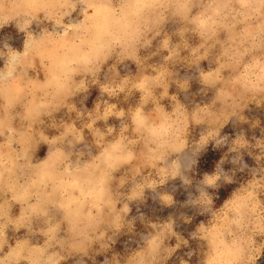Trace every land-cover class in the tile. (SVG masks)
Wrapping results in <instances>:
<instances>
[{"label":"rangeland","instance_id":"rangeland-1","mask_svg":"<svg viewBox=\"0 0 264 264\" xmlns=\"http://www.w3.org/2000/svg\"><path fill=\"white\" fill-rule=\"evenodd\" d=\"M0 264H264V0H0Z\"/></svg>","mask_w":264,"mask_h":264}]
</instances>
